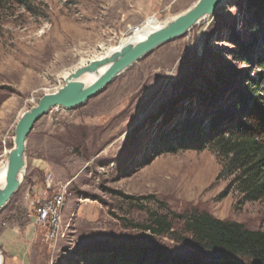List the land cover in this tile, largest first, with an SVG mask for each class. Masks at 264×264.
I'll list each match as a JSON object with an SVG mask.
<instances>
[{
    "label": "rangeland",
    "instance_id": "obj_1",
    "mask_svg": "<svg viewBox=\"0 0 264 264\" xmlns=\"http://www.w3.org/2000/svg\"><path fill=\"white\" fill-rule=\"evenodd\" d=\"M198 0H5L0 7V162L23 112L83 61L118 44L131 25L162 21ZM248 0H226L185 35L155 49L74 108L51 109L26 144L24 180L0 212L2 264H92L117 249H190L173 214L194 209L264 230V200L245 201L211 148L164 150L166 133L188 110L200 114L217 71L233 69L264 85V26ZM264 25V11H259ZM244 50L249 59L245 60ZM212 84V85H213ZM256 88V87H254ZM228 96V92H225ZM264 110V96L246 93ZM62 188L57 235L47 236L35 203ZM149 196H151L149 198ZM151 212L173 228L156 234ZM191 242V243H190Z\"/></svg>",
    "mask_w": 264,
    "mask_h": 264
},
{
    "label": "trees",
    "instance_id": "obj_2",
    "mask_svg": "<svg viewBox=\"0 0 264 264\" xmlns=\"http://www.w3.org/2000/svg\"><path fill=\"white\" fill-rule=\"evenodd\" d=\"M4 3L0 0V7ZM248 4L255 7V27L264 26L259 15L264 0H248ZM249 55L244 50L245 60ZM247 77L233 69L217 71L218 84L207 80L210 94L202 98L206 107L200 114L188 110L166 133L164 142V150L173 152L211 147L223 163L222 173L232 176L231 183L243 202L264 200V110L257 103L252 108L246 105V93L262 98L264 85L260 92L259 80ZM173 215L192 236L187 252L176 254L160 247L117 249L109 258L98 257L92 264H264V230L198 209ZM151 216L152 224L138 226L156 234H165L174 226L167 214L151 212Z\"/></svg>",
    "mask_w": 264,
    "mask_h": 264
},
{
    "label": "water",
    "instance_id": "obj_3",
    "mask_svg": "<svg viewBox=\"0 0 264 264\" xmlns=\"http://www.w3.org/2000/svg\"><path fill=\"white\" fill-rule=\"evenodd\" d=\"M225 1L198 0L167 25L150 32L146 38L123 44L117 50L88 60L70 72L57 90L45 93L35 106L23 112L16 125L14 145L8 157L6 185L0 188V212L24 180H20L19 176L23 170L26 172V144L36 122L53 108L69 109L86 103L140 59L163 44L185 35L203 19L214 16ZM86 73L96 77L90 84L81 80Z\"/></svg>",
    "mask_w": 264,
    "mask_h": 264
},
{
    "label": "bare ground",
    "instance_id": "obj_4",
    "mask_svg": "<svg viewBox=\"0 0 264 264\" xmlns=\"http://www.w3.org/2000/svg\"><path fill=\"white\" fill-rule=\"evenodd\" d=\"M174 18L175 17H172V19H174ZM172 19H170V21ZM170 21H162L156 16H150V17L146 18L145 21L142 24H140V25H131L129 27V29L123 34V36H122V38H121V40H120V42L118 44H116L114 46H111L103 54L97 55L96 57H101L104 54H108V53L112 52L113 50H117L123 44L129 43V42L140 41V40L146 38V36L150 32H152L154 30H157L158 28H161V27L167 25ZM85 63H86V60L83 61L79 65H83ZM75 69H76V67L74 69H72L71 71H67L65 76H64V79L69 75L70 72H72ZM95 78H96L95 75L86 73L81 78V80L83 82H85L86 84H90L92 81H94ZM55 90H57V89H55ZM11 150L12 149L7 150V159H5L2 162H0V188L1 189H3L5 187V185H6V178H7V172H8V157H9V154H10ZM25 173L26 172L24 170L22 171V173H20V176H19L20 180H22L24 178ZM0 264H2L1 255H0Z\"/></svg>",
    "mask_w": 264,
    "mask_h": 264
},
{
    "label": "built area",
    "instance_id": "obj_5",
    "mask_svg": "<svg viewBox=\"0 0 264 264\" xmlns=\"http://www.w3.org/2000/svg\"><path fill=\"white\" fill-rule=\"evenodd\" d=\"M7 154V150L5 151ZM67 202V190L62 188L50 198L37 201L34 205L36 220L45 227L47 236L54 239L57 235L63 209Z\"/></svg>",
    "mask_w": 264,
    "mask_h": 264
},
{
    "label": "crops",
    "instance_id": "obj_6",
    "mask_svg": "<svg viewBox=\"0 0 264 264\" xmlns=\"http://www.w3.org/2000/svg\"><path fill=\"white\" fill-rule=\"evenodd\" d=\"M2 262H3V260H2Z\"/></svg>",
    "mask_w": 264,
    "mask_h": 264
}]
</instances>
